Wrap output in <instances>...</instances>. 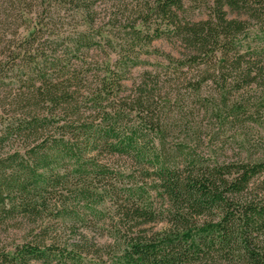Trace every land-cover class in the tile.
<instances>
[{
  "label": "trees",
  "instance_id": "trees-1",
  "mask_svg": "<svg viewBox=\"0 0 264 264\" xmlns=\"http://www.w3.org/2000/svg\"><path fill=\"white\" fill-rule=\"evenodd\" d=\"M188 2L208 18L193 21ZM257 2L0 0V225L39 228L1 248L0 264H264V152L166 149L174 105L223 128L255 118L264 49H245L247 20L227 15L260 19ZM70 10L77 24L62 39L54 23ZM162 37L182 48L168 55L172 95L146 80L127 93L139 52ZM104 153L130 157L151 186L135 172L124 182Z\"/></svg>",
  "mask_w": 264,
  "mask_h": 264
},
{
  "label": "rangeland",
  "instance_id": "rangeland-1",
  "mask_svg": "<svg viewBox=\"0 0 264 264\" xmlns=\"http://www.w3.org/2000/svg\"><path fill=\"white\" fill-rule=\"evenodd\" d=\"M255 5V4H254ZM190 9V18L193 21L200 19H206L209 15V9L197 8L194 3H187ZM255 7L258 8V13L263 14L260 19H250L247 14H237L234 12H228L229 18H238L241 20H247L248 22V33L247 40L243 39V46H251L253 48L260 47L264 49V3H256ZM68 15L61 13L63 20H60V16H56L57 20L54 23V33L62 39L73 33V18L75 16L74 11H68ZM77 18V17H76ZM76 20V19H75ZM80 22V21H79ZM77 24V22H74ZM81 24V22L79 23ZM80 28H83L80 27ZM110 30V29H107ZM147 30L146 28L144 29ZM152 31V30H151ZM109 31H105V35L109 34ZM54 36V37H55ZM52 38V37H51ZM182 48L175 45L174 41L169 37H162L153 40L151 44L145 45V47L139 52L141 64L134 67L131 72L129 80L126 81L128 91L134 88V84L141 83L146 80L149 84H155L158 82V87H162L172 95V63L168 60V55L181 58ZM91 54L94 60H104L106 55L102 49H93ZM116 55L110 52L111 60H114ZM264 84V83H263ZM184 86H181V88ZM264 87V86H263ZM262 86L254 85L250 88L248 94L250 99V107L255 112V118L250 121L238 125H228L225 128L221 124L217 123L215 119L209 120L208 116L199 114L197 111H193L192 102H185V109L181 111L180 106L174 105L172 109V130L166 137V146L170 154L175 150L177 146L184 145L187 148L197 149V152L204 158H219L233 159L238 156H246L251 153L254 157H258L264 152V95L261 94ZM170 95V98H171ZM203 98V96H201ZM201 98V99H202ZM192 101V100H190ZM195 102H199L198 98ZM188 105V106H187ZM187 106V107H186ZM174 119V120H173ZM209 120V122H208ZM196 122L200 123V129L194 125ZM200 130V131H199ZM199 131V132H198ZM200 136V137H199ZM156 147H160V141L158 138L155 139ZM198 144V146H196ZM9 148V147H7ZM102 164H107L110 167L117 170V172H123L124 182H128L131 178L128 175L136 173L135 177H132V181L146 180L143 184L151 186V180L146 179L142 168L137 167L138 165L128 156L120 155H108L102 154L100 157ZM128 176V177H127ZM119 184H121L119 182ZM142 184V183H141ZM111 203L105 202L102 207L99 208L108 209ZM101 210V209H100ZM162 224H158L156 228H161ZM39 231L37 225L32 223L30 220H9L4 224L0 225V249H10L17 243H22L26 239L31 238L34 233ZM100 243L109 241V235L97 236ZM56 264V263H53Z\"/></svg>",
  "mask_w": 264,
  "mask_h": 264
}]
</instances>
